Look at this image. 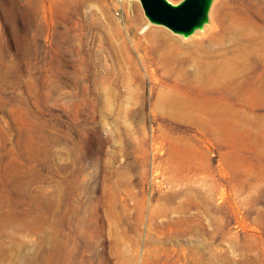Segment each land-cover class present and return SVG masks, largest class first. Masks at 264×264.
I'll list each match as a JSON object with an SVG mask.
<instances>
[{
	"label": "rangeland",
	"instance_id": "374dc122",
	"mask_svg": "<svg viewBox=\"0 0 264 264\" xmlns=\"http://www.w3.org/2000/svg\"><path fill=\"white\" fill-rule=\"evenodd\" d=\"M149 25L0 0V264H264V0Z\"/></svg>",
	"mask_w": 264,
	"mask_h": 264
},
{
	"label": "water",
	"instance_id": "95a60500",
	"mask_svg": "<svg viewBox=\"0 0 264 264\" xmlns=\"http://www.w3.org/2000/svg\"><path fill=\"white\" fill-rule=\"evenodd\" d=\"M145 16L173 33L191 31L203 18L208 0H183L169 5L165 0H139Z\"/></svg>",
	"mask_w": 264,
	"mask_h": 264
},
{
	"label": "bare ground",
	"instance_id": "6f19581e",
	"mask_svg": "<svg viewBox=\"0 0 264 264\" xmlns=\"http://www.w3.org/2000/svg\"><path fill=\"white\" fill-rule=\"evenodd\" d=\"M165 1L169 5V2L167 0H165ZM212 1L213 0H208V6L206 8V12H205L203 18L194 26V28L191 31L183 32V33H176V34L181 36L183 39H188V38H190L192 33L204 31L205 30V25L209 21V9H210ZM149 21H150V25H149L150 27H160V26H158L159 24H157V23H155V22H153L151 20H149Z\"/></svg>",
	"mask_w": 264,
	"mask_h": 264
}]
</instances>
